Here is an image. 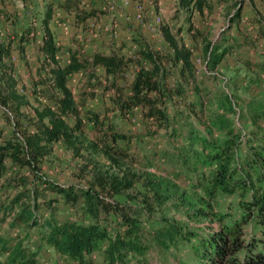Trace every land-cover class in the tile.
<instances>
[{"label": "trees", "instance_id": "1", "mask_svg": "<svg viewBox=\"0 0 264 264\" xmlns=\"http://www.w3.org/2000/svg\"><path fill=\"white\" fill-rule=\"evenodd\" d=\"M175 1L177 14L182 12L186 22L192 20L195 12L202 14L204 10L211 12L213 8L211 0ZM231 1L233 13L228 18V30L239 25L245 2L253 3V0ZM58 10L72 15L74 25L82 30H88V22L104 14L99 8L84 9L78 0H49L39 19V35L32 28L16 39L18 52L22 55L30 42L28 35H33L40 64L38 79L33 82L30 92L38 103L37 107H32L34 117L28 118L32 131L22 128V110L29 108L31 103L25 94L26 89L18 87L11 64L12 42L0 41V114L5 124L11 127L9 132L0 128V191H17L6 205L0 203V223L14 206H18L19 211L10 228L41 229L40 244L56 256L68 259L71 264H131L130 257L140 263L153 250L178 249L193 240L199 247V264H264V239L246 241L244 237L248 223L255 222L264 227V145L259 142L264 141V127L261 126L264 124V100L241 99L220 92L215 99L221 106V112H209L196 101L184 102V109L180 110L173 101L186 97L188 88L196 83L197 68L192 49L179 38L180 29L174 32L163 23L160 26L165 44L163 51L155 50L148 41L137 42L139 48L133 57L127 58L116 53H86L77 44V47L65 50L67 60L62 63V47L57 45L50 28ZM1 13L8 23L10 16L4 10ZM255 24L257 38L264 40V17H257ZM244 44L229 43L225 37L218 43H207L202 51L203 65L208 71H214L226 55ZM243 64L264 81V60H244ZM131 67L134 76L129 79L127 74ZM74 74H81L88 85L93 81L94 85L102 87L103 94L112 93L109 96L111 112L126 116L138 109L143 118L152 123L149 133H163V137L169 133L173 139H184L186 142L172 153H162V158L168 163L189 174H197L198 166L213 164V170L205 178L206 192L211 197L235 198L236 207L241 212L239 220L224 224L222 214L206 208L196 209L195 204L182 202L185 222L163 217L160 225L146 234L142 228L144 219L151 218L156 206L161 207L167 198L154 191L152 204L144 200L142 206H133L113 200L131 189L136 179L134 174L123 173L120 164L124 161L136 163L137 158L115 145L117 140H128L131 135L113 124L106 126L97 112L85 111L82 115L94 93L81 90L74 95L68 85ZM169 104L175 108L172 113L167 109ZM237 110L247 116L251 125L246 142L242 141V134L231 118L237 115ZM192 115L200 120L201 116L207 117L206 123L216 127L221 138L194 132L189 122ZM71 119L74 120L72 124ZM84 122L91 123L95 131L87 147L93 151L98 149L119 171L96 169L83 186H64L43 179L39 175V163L51 153L54 144L61 142L75 156L80 155L84 149ZM242 145H246L244 155L240 153ZM16 167L26 169L28 175L21 171L12 173ZM36 179L41 181V187L35 186ZM47 191L54 197L47 198ZM40 199L49 211L47 217L38 214L37 202ZM58 203L88 220H58ZM112 217L115 222H112ZM207 217L220 223L219 228L203 237L196 236L189 222ZM94 252L100 254L101 261L92 260ZM4 256L0 264H36L37 253L29 250L19 236L11 239L0 237V258Z\"/></svg>", "mask_w": 264, "mask_h": 264}, {"label": "rangeland", "instance_id": "2", "mask_svg": "<svg viewBox=\"0 0 264 264\" xmlns=\"http://www.w3.org/2000/svg\"><path fill=\"white\" fill-rule=\"evenodd\" d=\"M48 1L0 0V41L10 40L12 42L11 64L16 73L18 87L20 90L22 88L26 89L25 94L31 103L29 108L22 110L24 114H22L23 117L21 118L22 128L28 131L33 130L32 123L29 120L34 117L32 107L38 106V103L34 101L30 92L33 82L38 79L37 69L40 67V64L37 60L34 41H32L33 35L31 33L28 35L30 42L26 45L22 55L18 52L16 39L20 37V34L23 32L25 34L28 29L32 28L39 35L41 31L39 19L44 12V5ZM86 1H91L93 5H99L101 3V6H105L102 0H84V2ZM114 1L115 6L121 5L117 0ZM148 2L141 1L144 5L145 13L148 11L145 8ZM211 2L213 5L211 12H207L206 10L202 14L195 12L190 22H186L184 20V14L182 12L177 14L176 10L171 14H157V10H155L156 12L152 17L145 15V22H150L152 18L159 16L162 19V23L171 26L174 32L180 29L179 38L193 51L197 68L196 83L191 88H188L186 97L183 99H174L173 102L176 103L180 110L184 109V102L196 101L197 104L201 102L202 106L209 112H221V106L215 99L216 95L220 92L230 96L234 95L241 99L264 100L263 78L257 73L248 71L243 64L244 60L253 62L264 60V40L257 38V24H255L257 17H264V0H253L252 5L245 2L239 25L232 26L230 30H228L227 22L229 16L233 13L232 1L211 0ZM1 10H4L10 16L8 23L4 20ZM103 12L104 14L97 18L101 20L97 30H94L92 33L88 31L89 29L82 30L68 23L66 21L68 15L65 13L62 20H59V18L50 23V28L55 34L56 41L62 47V63H65V59L67 60L65 52L67 48H75L77 44L84 48L86 42L84 40L85 38L81 36L82 33L88 34L86 35V39H89L92 35L96 36V40L99 41L101 53H116L127 58L133 57L135 53V51L132 52L133 45L136 46V50L139 48L137 42L144 43V41H148V44L155 50L163 51L165 48V44L162 42L163 40L159 41L158 38L151 39L148 37L146 30L142 28L140 23L134 20L131 8L116 7L115 14L113 12ZM57 21H59L57 24L60 25L58 28L55 26V22ZM189 25H191V29H189ZM107 26H110V28L115 26L118 34L117 41L112 39L110 33L103 30ZM127 36H131L130 41L126 40ZM223 37L229 43L235 41L238 43L245 42V44L242 48L236 49L232 54L226 55L214 71H208L203 65L202 51L207 43H218ZM91 40L87 45L92 42ZM87 52L90 53L91 51L88 49ZM97 74L100 75L99 72ZM127 76L129 79L134 76L133 67L129 69ZM82 78L80 74H74L68 83L74 95H77L81 90H90L94 93V97L88 99L82 115L85 114V111L97 112L101 114V118L104 120L106 126L113 124L123 132L130 134V139L117 140L115 145L118 148L127 150L138 160L136 163L124 161L120 164L123 173L134 174L136 179L131 189L114 197L113 200L121 204L126 203L133 206H142L144 200L152 204V194L154 191H157L167 198V201L161 207L156 206L155 213L151 218L144 219L142 228L146 234L155 230L160 225V220L163 217L185 222L186 219L183 213L185 207H183L182 202L195 204L196 209L206 208L210 209L213 213L222 214L224 224H230L233 221L239 220L241 212L236 207L235 198L211 197L206 192L205 178L213 170V164L198 166L197 174H189L181 167L168 163L162 158V153L164 151L172 153L174 149L186 142L184 139H173L169 133L165 137L162 136L163 133L159 135L149 133L152 123L149 119H144L141 111L138 109L129 112L126 116L111 112L112 105L109 96L112 93L109 91L103 94L102 87L94 85L93 81L91 85H88L86 80ZM167 109L169 113H172L175 108L169 104ZM231 118L235 122L236 129L242 134V141L246 142L248 139L247 135L251 130L247 116L237 110V115ZM206 119L207 117L201 116L200 120L195 115H192L189 118L192 130L204 135L207 133L211 138H221L222 135L217 131L216 127H211L210 124H207ZM73 121L71 119L70 124ZM261 126L264 127V124H261ZM0 128H4L7 132L11 128L2 120L1 114ZM84 131L85 135L82 137L84 149L81 150L79 156H75L61 142L53 145L51 153L39 163V175L43 179L64 186H83L96 169L108 170L110 172L119 171L118 167H113L111 162L98 149L93 151L87 147L90 146V142H92L95 136L93 125L84 122ZM259 142L264 145V141ZM245 146L242 145L241 147V155L245 153ZM20 171L28 175L26 169L20 170L17 167L11 172L15 173ZM30 179L32 180L34 178ZM35 181V186H42L40 180L36 179ZM16 192V190L0 191V203L6 205ZM45 196L47 198L54 197L48 191L45 193ZM37 204L39 206L38 214L47 217L49 211L42 205V199ZM57 206L60 210L57 219L60 221L83 222L88 220L81 215H76L71 208L62 203H58ZM18 211L19 207L14 206V209L5 220L0 223V237L3 239H11L19 236L29 250L37 253L36 264H71V261L68 259L56 256L52 250L40 244L39 236L41 229H11L9 225ZM111 220L115 222L114 217ZM106 226L108 227V225ZM189 226L194 230L196 236L203 237L211 231L217 230L220 223L213 218L207 217L192 220L189 222ZM244 232L246 241L252 240L253 238L257 240L264 239V227L259 226L255 222L248 223L244 228ZM11 244L8 246H11ZM91 256L93 261H101V256L98 252L92 253ZM4 259L5 256L0 258V262H3ZM129 260L131 264H199L201 258L197 241L193 240L178 249L172 248L169 251L153 250L140 263H137L138 261L131 257Z\"/></svg>", "mask_w": 264, "mask_h": 264}, {"label": "built area", "instance_id": "3", "mask_svg": "<svg viewBox=\"0 0 264 264\" xmlns=\"http://www.w3.org/2000/svg\"><path fill=\"white\" fill-rule=\"evenodd\" d=\"M103 3H105V6L103 7V11H107V12H113L116 10V7H121V8H131L134 11V20L137 23H140L141 26L150 34L151 39H155L158 38L159 41L162 40V36H161V30H160V26L162 24V19L159 16H155L154 18H152V20L150 22H145V10H144V5L138 1L135 0H121V5L119 6H115V1L114 0H102ZM155 0H149V4H154ZM116 13V12H115ZM114 13V14H115ZM60 17V13L58 11H56V13L54 14V20H58V18ZM100 21L99 19H95V20H90L88 22V26H89V30L91 33L94 30H97L98 25H99ZM103 30L105 32L110 33L111 37L113 40L117 41V31L115 30V26H112L110 28V26L103 28ZM67 34V33H65ZM131 36H127L126 40L130 41ZM57 45H60L58 41ZM124 43V42H123ZM136 50V46L133 45L132 46V52H134ZM81 75V74H80ZM74 94V93H73Z\"/></svg>", "mask_w": 264, "mask_h": 264}, {"label": "crops", "instance_id": "4", "mask_svg": "<svg viewBox=\"0 0 264 264\" xmlns=\"http://www.w3.org/2000/svg\"><path fill=\"white\" fill-rule=\"evenodd\" d=\"M59 2H62L63 0H58ZM143 2H147V1H149V0H142ZM78 2L80 3V6L81 7H83L84 9H86V10H89V9H91V8H94V9H97V8H99V9H101V10H103V5L101 6V3L99 4V5H93V4H91V1H86V2H84V0H78ZM117 2H121V0H117ZM145 8L148 10L147 12H146V15L147 16H150V17H152V15H154L155 14V10H157V14H160V13H163V14H165V13H169V14H171V13H173L175 10H176V1L175 0H155V3H154V5H150L149 4V2L148 3H146V5H145ZM170 8V9H169ZM171 8H173L172 10H171ZM131 11H132V13L134 14V11H133V9H131ZM59 12V11H58ZM128 12H129V10H128ZM60 13V17L59 18H61V19H59V20H62V18H63V15H64V12H59ZM68 15V14H67ZM68 23H70V24H72V25H74V18H73V16L72 15H68V19L66 20ZM65 21V22H66ZM99 21H101L100 19H99ZM56 23V27L58 28V27H60V25H58L57 23H59V21H57V22H55ZM64 23V22H63ZM171 27V26H170ZM143 28V27H142ZM144 29V28H143ZM147 32V31H146ZM86 35H88L87 33H82V37H84L85 39V42H86V45L84 46V48H83V50L86 52V53H89V52H87V50L89 49L91 52L90 53H94V52H101V50H100V46H99V41L98 40H96V36L95 35H92V36H90L89 37V39H86ZM147 35H148V37L149 38H151L150 37V34L147 32ZM80 36V37H81ZM91 39H95V40H91ZM92 41V42H90V44L89 45H87L88 44V42L89 41ZM33 45V44H32ZM104 54H106V53H104ZM67 55V54H66Z\"/></svg>", "mask_w": 264, "mask_h": 264}]
</instances>
